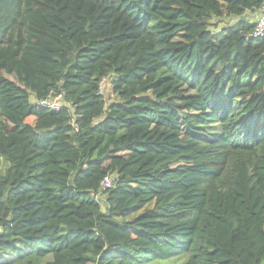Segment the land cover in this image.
Listing matches in <instances>:
<instances>
[{
  "label": "trees",
  "instance_id": "16d2710c",
  "mask_svg": "<svg viewBox=\"0 0 264 264\" xmlns=\"http://www.w3.org/2000/svg\"><path fill=\"white\" fill-rule=\"evenodd\" d=\"M263 5L0 0V264H264Z\"/></svg>",
  "mask_w": 264,
  "mask_h": 264
},
{
  "label": "built area",
  "instance_id": "2783aa9c",
  "mask_svg": "<svg viewBox=\"0 0 264 264\" xmlns=\"http://www.w3.org/2000/svg\"><path fill=\"white\" fill-rule=\"evenodd\" d=\"M255 22V29L252 34V37H258L264 35V5L260 9L257 18L254 20ZM108 78L105 77L101 81V89L103 91V84ZM38 104L41 107H44L49 110H59L64 106L63 94L56 93L51 91L48 96L45 98L37 100ZM113 184L112 176L107 175L101 183L102 189L106 190L107 188L111 187Z\"/></svg>",
  "mask_w": 264,
  "mask_h": 264
},
{
  "label": "rangeland",
  "instance_id": "374dc122",
  "mask_svg": "<svg viewBox=\"0 0 264 264\" xmlns=\"http://www.w3.org/2000/svg\"><path fill=\"white\" fill-rule=\"evenodd\" d=\"M254 19V18H253ZM227 22H230L232 23L233 21L232 20H229V19H225L222 24H225ZM219 23V22H218ZM220 26V24H219ZM10 78H12L13 80H16V78H14L13 76H9ZM103 92L104 94L106 95L107 98H109L111 96V91H112V84H111V80L108 78L105 83L103 84ZM28 122L30 123H34L35 121V118L34 117H29L27 119ZM8 167V162L3 158V157H0V171H5Z\"/></svg>",
  "mask_w": 264,
  "mask_h": 264
},
{
  "label": "crops",
  "instance_id": "0c3cea01",
  "mask_svg": "<svg viewBox=\"0 0 264 264\" xmlns=\"http://www.w3.org/2000/svg\"><path fill=\"white\" fill-rule=\"evenodd\" d=\"M258 14H259V12H256L255 14L250 15V17L252 19L254 18V20H255L257 18Z\"/></svg>",
  "mask_w": 264,
  "mask_h": 264
}]
</instances>
